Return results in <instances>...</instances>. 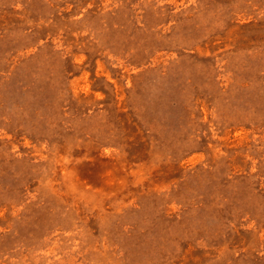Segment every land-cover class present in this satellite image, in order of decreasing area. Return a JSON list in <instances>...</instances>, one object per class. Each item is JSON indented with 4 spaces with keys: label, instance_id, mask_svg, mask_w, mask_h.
Segmentation results:
<instances>
[{
    "label": "rangeland",
    "instance_id": "rangeland-1",
    "mask_svg": "<svg viewBox=\"0 0 264 264\" xmlns=\"http://www.w3.org/2000/svg\"><path fill=\"white\" fill-rule=\"evenodd\" d=\"M0 264H264V0H0Z\"/></svg>",
    "mask_w": 264,
    "mask_h": 264
}]
</instances>
